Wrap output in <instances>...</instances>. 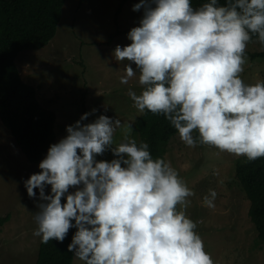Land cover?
Masks as SVG:
<instances>
[{
    "label": "rangeland",
    "instance_id": "obj_1",
    "mask_svg": "<svg viewBox=\"0 0 264 264\" xmlns=\"http://www.w3.org/2000/svg\"><path fill=\"white\" fill-rule=\"evenodd\" d=\"M121 2L66 0L50 42L16 58L23 79L57 115L56 140L33 163L0 119V264H36L48 198L75 177L83 96L86 156L78 184L65 189L86 233L73 264H85L127 210L128 148L146 106L134 52L173 0H126L116 20ZM231 46L209 69L211 90L185 104L188 124L165 154L170 191L190 238L180 264H264L251 201L236 176V160L251 149L249 135L264 126V107L249 122L234 124L227 115L236 101L264 90V59L251 57L264 51V38Z\"/></svg>",
    "mask_w": 264,
    "mask_h": 264
},
{
    "label": "trees",
    "instance_id": "obj_2",
    "mask_svg": "<svg viewBox=\"0 0 264 264\" xmlns=\"http://www.w3.org/2000/svg\"><path fill=\"white\" fill-rule=\"evenodd\" d=\"M126 0H122L120 12ZM66 0H0V119L29 161L39 163L56 140L57 115L37 97L16 64L23 50L46 46L55 36ZM138 28L117 30L138 32ZM114 36V35H113ZM110 37L109 42L112 41ZM264 38V0H173L134 52L145 79L146 106L134 123L129 204L120 223L85 264H180L190 242L176 197L170 191L165 154L187 124L185 104L211 90L209 69L232 42ZM263 58L264 51L251 53ZM264 90L227 111L232 123L252 121L264 107ZM82 119L75 177L56 186L47 201L36 264H73L86 239L79 211L65 193L78 184L86 156L89 115ZM251 149L236 160V176L251 201L250 215L264 242V126L249 135Z\"/></svg>",
    "mask_w": 264,
    "mask_h": 264
}]
</instances>
